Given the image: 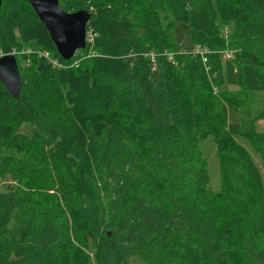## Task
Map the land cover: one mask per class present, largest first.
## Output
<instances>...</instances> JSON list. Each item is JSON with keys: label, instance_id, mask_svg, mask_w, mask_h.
<instances>
[{"label": "trees", "instance_id": "obj_1", "mask_svg": "<svg viewBox=\"0 0 264 264\" xmlns=\"http://www.w3.org/2000/svg\"><path fill=\"white\" fill-rule=\"evenodd\" d=\"M67 3L89 12L94 37L76 52L79 68H53L44 86L54 82L61 112L44 116L17 60L18 96L0 84V148L30 161L36 177L9 158L0 264H264V132L225 124L223 110L264 92V0ZM180 23L204 63L177 53ZM32 42L63 61L26 2L1 0L0 51ZM224 51L233 52L234 91L220 89ZM47 65L33 58L29 67ZM24 123L44 140L19 134ZM210 136L216 189L198 148Z\"/></svg>", "mask_w": 264, "mask_h": 264}, {"label": "rangeland", "instance_id": "obj_2", "mask_svg": "<svg viewBox=\"0 0 264 264\" xmlns=\"http://www.w3.org/2000/svg\"><path fill=\"white\" fill-rule=\"evenodd\" d=\"M60 1L63 4L62 7L67 8L69 12H72V10H74V6L72 5L73 6L72 7L70 6V4L67 3L68 1L71 0H60ZM26 10L27 9L23 7L21 13L25 14ZM225 29L227 28L223 29L224 32H226ZM171 36L176 44L177 53L194 51V47L191 45V40H190V29L186 24L184 23L178 24L171 31ZM18 49H20L19 51L25 49L31 50L30 55H27L25 53H20L17 51L15 60H17V62L21 65V68H23L22 73L24 74L22 76L25 77V81L28 78L30 84H32L31 91L36 96V98H38L41 101L40 104L44 108L43 109L44 116L47 115V117H49L53 112H61V110L64 108V105L60 100L59 95L55 94L54 91L52 90L54 82H52V84L49 83L51 86V90L44 89V86L47 84L46 82L49 79L54 81L53 79L54 69L51 66L52 64L51 62H53L56 59L55 55L51 53V51L44 49V47L41 44L36 42L27 43L25 46L19 47ZM228 52H230V54L228 53V56L225 53H222L221 55V63H220L221 74H222V82L220 85L221 91H234L237 89L235 69L232 64L233 52L231 51ZM2 54L4 53L0 51V56ZM38 54H45L49 60V61H45L46 63L48 62L45 73L37 74L35 73L36 66L29 67L31 64V59L34 58L35 60H38L41 58ZM81 61H82V55L76 53L69 61L66 62V64L69 65L71 69H77L80 67ZM81 71L83 72L84 70L81 69ZM39 90H43V91L40 92ZM216 90L217 88L215 89V92ZM215 95L218 99L221 97L219 93H215ZM221 103L223 106L224 102L221 101ZM132 107L133 106L131 105L128 107L129 112H131ZM207 108H208V103L206 102L205 109ZM223 110L225 116V124L236 122L242 128H246L247 131L264 132V92H257V93H252L250 95H246L243 98L242 102H238L235 104L229 102L223 106ZM125 121L128 122V124L130 123V121L126 119ZM18 133L21 135H25L28 138H31L33 142H39V140L40 141L44 140L43 135L39 131V128L33 123L21 124L19 126ZM238 141L245 146V150L248 152V154L255 161H257L255 156L253 155L252 148L245 145L242 140L239 139ZM198 148L201 152V156L207 161L209 175L211 179V186L213 189H216L218 185V164H217V159L215 157L216 146L213 138L210 136L200 141L198 144ZM9 158H12L11 160H15L18 163V165L21 167L20 170H24L21 173L24 175L26 174V176L29 177V179L27 180L36 178L34 174L35 170L31 169L33 167V164L30 163V161L21 158L14 151H8L3 148H0V189H2L7 184L9 185L14 184L10 172L7 171V163L9 162ZM262 175L264 180V173H262ZM53 176L55 175L53 174ZM87 250H89V245L87 246ZM134 264H139V263L134 262Z\"/></svg>", "mask_w": 264, "mask_h": 264}, {"label": "water", "instance_id": "obj_3", "mask_svg": "<svg viewBox=\"0 0 264 264\" xmlns=\"http://www.w3.org/2000/svg\"><path fill=\"white\" fill-rule=\"evenodd\" d=\"M22 1L30 6L46 30L56 54L63 61H68L76 51L84 49L88 11L67 13L60 8L58 0ZM0 84L12 98L18 96L21 89L20 78L15 58L11 55L0 56Z\"/></svg>", "mask_w": 264, "mask_h": 264}, {"label": "built area", "instance_id": "obj_4", "mask_svg": "<svg viewBox=\"0 0 264 264\" xmlns=\"http://www.w3.org/2000/svg\"><path fill=\"white\" fill-rule=\"evenodd\" d=\"M94 37V34L91 32V31H85V36H84V42H85V45L86 44H88V43H90L91 42V39ZM22 49V48H21ZM20 49H15V50H11L10 52H8V53H5V54H7V55H11V56H13L14 58L16 57V55H17V51L18 52H20V53H25V54H27V55H30L31 54V50L30 49H25V50H22V51H19ZM194 52L195 53H197L199 56H200V58H201V60H202V62L204 63L205 62V59L203 58V56H204V54H206L207 52L205 51V50H203V49H201V48H199L198 46H196L195 48H194ZM223 53H225L227 56H228V53L230 54V52H228V51H224ZM74 54H76V52L74 53ZM2 55H4V54H2ZM41 58L40 59H43V60H45V61H49L48 60V58H47V56L45 55V54H38ZM74 56V55H73ZM72 56V57H73ZM71 57V58H72ZM70 58V59H71ZM69 59V60H70ZM169 59H170V57H169ZM68 60V61H69ZM66 62L67 61H59L58 59H55L53 62H49L50 64H51V66L53 67V68H56V69H63V68H68V67H70L69 65H67L66 64ZM48 63V62H47Z\"/></svg>", "mask_w": 264, "mask_h": 264}]
</instances>
